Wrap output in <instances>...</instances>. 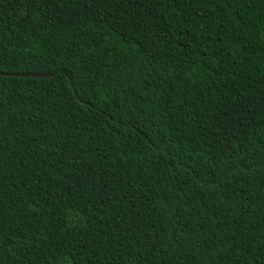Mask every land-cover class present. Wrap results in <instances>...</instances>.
<instances>
[{"label":"trees","instance_id":"trees-1","mask_svg":"<svg viewBox=\"0 0 264 264\" xmlns=\"http://www.w3.org/2000/svg\"><path fill=\"white\" fill-rule=\"evenodd\" d=\"M0 264H264V0H0Z\"/></svg>","mask_w":264,"mask_h":264},{"label":"water","instance_id":"water-1","mask_svg":"<svg viewBox=\"0 0 264 264\" xmlns=\"http://www.w3.org/2000/svg\"><path fill=\"white\" fill-rule=\"evenodd\" d=\"M61 71L63 73H66V75H68V73L64 70V69H61ZM29 75H32V76H38V77H43V76H51L53 75L54 73H28Z\"/></svg>","mask_w":264,"mask_h":264},{"label":"snow or ice","instance_id":"snow-or-ice-1","mask_svg":"<svg viewBox=\"0 0 264 264\" xmlns=\"http://www.w3.org/2000/svg\"><path fill=\"white\" fill-rule=\"evenodd\" d=\"M68 2H69V3H71V2H72V0H68Z\"/></svg>","mask_w":264,"mask_h":264}]
</instances>
